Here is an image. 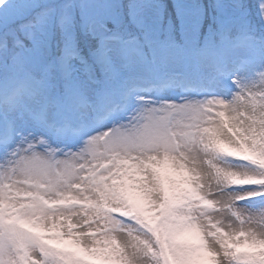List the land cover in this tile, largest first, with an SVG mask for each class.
Masks as SVG:
<instances>
[{
  "label": "snow or ice",
  "instance_id": "snow-or-ice-1",
  "mask_svg": "<svg viewBox=\"0 0 264 264\" xmlns=\"http://www.w3.org/2000/svg\"><path fill=\"white\" fill-rule=\"evenodd\" d=\"M0 264H264V0H0Z\"/></svg>",
  "mask_w": 264,
  "mask_h": 264
},
{
  "label": "trees",
  "instance_id": "trees-1",
  "mask_svg": "<svg viewBox=\"0 0 264 264\" xmlns=\"http://www.w3.org/2000/svg\"><path fill=\"white\" fill-rule=\"evenodd\" d=\"M169 2H170V0H169Z\"/></svg>",
  "mask_w": 264,
  "mask_h": 264
}]
</instances>
